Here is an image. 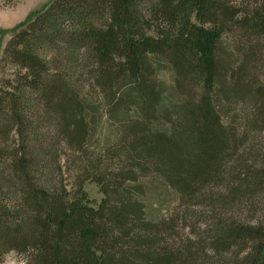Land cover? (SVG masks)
Returning <instances> with one entry per match:
<instances>
[{"label": "trees", "instance_id": "16d2710c", "mask_svg": "<svg viewBox=\"0 0 264 264\" xmlns=\"http://www.w3.org/2000/svg\"><path fill=\"white\" fill-rule=\"evenodd\" d=\"M11 35L0 57L1 258L264 264V228L215 209L201 240L172 243L161 212L225 186L264 213V155L224 121L246 103V124L264 123V0H53Z\"/></svg>", "mask_w": 264, "mask_h": 264}, {"label": "rangeland", "instance_id": "374dc122", "mask_svg": "<svg viewBox=\"0 0 264 264\" xmlns=\"http://www.w3.org/2000/svg\"><path fill=\"white\" fill-rule=\"evenodd\" d=\"M53 0H0V57L11 39L12 30L19 24L24 22L29 16L35 12L41 11L47 7ZM255 73V71H254ZM261 82L264 81V75H261ZM252 107L248 104H230L228 114L224 116L225 123H234L237 128V132L240 133L242 126L244 132L248 134V141L245 147H252V155H264V123L253 125L246 124L255 117ZM102 134L107 129L109 117L100 118ZM102 135L99 131L96 133L97 139H95L94 145L90 147L92 154H99L97 147L99 146V137ZM243 152V151H242ZM251 155L248 154L243 156L242 160L245 165H252V161H245ZM73 152L69 151L62 155L64 165V181L70 189L77 188L78 179L80 173L72 165ZM239 156L234 160V166ZM104 165L101 167L104 170ZM112 165V164H111ZM259 165V164H257ZM239 170V169H238ZM242 172V169L239 171ZM151 174L148 173L146 178ZM86 180V179H84ZM85 190L88 193L90 199L98 204L103 200V194L100 192L99 187L96 184L90 183L88 180L85 183ZM206 192L197 194V200L188 203L187 200L176 201L171 200L170 202L163 205L161 212L166 221L164 228L165 233L163 239L174 242H196L203 238L200 232L203 233L208 229L211 220L209 217L213 216L216 211H221V215L225 216L230 222H243L247 225L260 226L264 228V213L259 210L258 207L254 206L251 202L246 201L245 198L237 199L235 196H231L225 186L214 188V190L204 189ZM203 190V191H204ZM210 199V200H208ZM214 199L224 200L225 204L223 210L220 206L216 208L211 206L214 203ZM202 202V203H201ZM210 202V203H209ZM212 202V203H211ZM156 209V208H155ZM171 239V240H170ZM0 264H28V260L22 255H18L15 252L8 253L3 258L0 257Z\"/></svg>", "mask_w": 264, "mask_h": 264}]
</instances>
